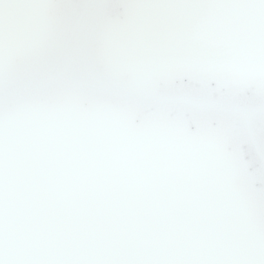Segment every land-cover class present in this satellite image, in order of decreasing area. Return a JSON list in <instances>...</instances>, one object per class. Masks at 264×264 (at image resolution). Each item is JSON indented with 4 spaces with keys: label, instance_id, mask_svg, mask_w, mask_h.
Returning a JSON list of instances; mask_svg holds the SVG:
<instances>
[{
    "label": "snow or ice",
    "instance_id": "obj_1",
    "mask_svg": "<svg viewBox=\"0 0 264 264\" xmlns=\"http://www.w3.org/2000/svg\"><path fill=\"white\" fill-rule=\"evenodd\" d=\"M0 264H264V0H0Z\"/></svg>",
    "mask_w": 264,
    "mask_h": 264
}]
</instances>
